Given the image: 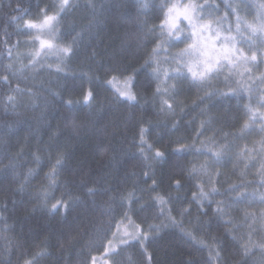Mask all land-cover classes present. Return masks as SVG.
Here are the masks:
<instances>
[{
	"label": "trees",
	"instance_id": "obj_1",
	"mask_svg": "<svg viewBox=\"0 0 264 264\" xmlns=\"http://www.w3.org/2000/svg\"><path fill=\"white\" fill-rule=\"evenodd\" d=\"M186 2L148 0V9L138 15L136 0H71L59 18L56 44L62 47L75 38L73 55L58 59L49 53L29 67L35 33L20 28L25 20L40 18V8L47 6L55 14L59 0H0V262L90 264L95 257L97 264H216L219 250V264H261V249L253 246L264 243V82L259 79L264 75V48L238 45L249 56L259 51L257 61L225 67L203 85L183 77L165 79V71L174 76L177 69L172 57L191 41L165 44L151 58L164 19L161 5ZM207 2L212 16L223 18L222 30L231 26V35L236 34L237 15L251 23L264 14V0ZM153 25L156 34L148 32ZM180 26L190 34L187 22ZM146 60L150 66H144ZM114 67L123 75L109 84ZM133 69L137 99L118 101L116 89L123 88V78ZM88 91L92 98L85 103ZM212 91L222 95L206 99ZM163 100L173 105L171 111H160ZM140 127L149 129L145 149L151 144L153 154L156 149L165 153V161L154 165L156 175L146 183L144 173L152 170L144 167L140 155ZM213 142L226 147L223 158L190 176L193 165L199 169L208 160L196 150L207 153ZM190 145L191 151H176ZM58 157L62 164L56 175L46 178ZM153 179L156 190L150 192ZM175 180L180 187L174 186ZM198 185L218 194L195 201ZM239 185L246 198L232 203L237 193L228 189ZM89 189L97 194L89 195ZM128 193L134 194L135 203L125 200L120 208L119 200L109 202L111 196ZM158 195L167 201L165 214L182 228L169 225L152 232L144 248L129 240L117 247V254L104 256L116 222L129 208L131 222L145 232L149 225L167 223L153 200ZM57 201L67 202V211L61 207L50 212ZM184 209L189 211L182 215ZM245 245L254 255L243 256Z\"/></svg>",
	"mask_w": 264,
	"mask_h": 264
},
{
	"label": "snow or ice",
	"instance_id": "obj_2",
	"mask_svg": "<svg viewBox=\"0 0 264 264\" xmlns=\"http://www.w3.org/2000/svg\"><path fill=\"white\" fill-rule=\"evenodd\" d=\"M137 3V14H141L146 11L149 7L148 0H136ZM71 6V0H59L58 11L55 14H49V9L47 6L40 8V18L38 19H28L24 21L22 28L20 31H27L29 34L35 33L32 36V44H39V47L34 50V52L30 53L29 67H35V64L39 62V58L43 55H47L49 53L55 54L58 59L60 58H70L74 52V45L76 44L75 38L71 43L59 47L56 44V40L58 38V29L57 24L59 23V18L62 13L66 12L68 8ZM164 10V19L161 21L159 25V36L156 38V47L152 49L151 58L154 60L155 57L159 56L160 49L164 48L165 44L169 46L178 43H184L186 41H191L187 43L186 47L181 49L179 52L175 54L172 59L177 62V69L175 70L174 76H169L167 71H165V79H173L178 77H183L184 80L191 79L193 84H201L203 85L205 82L210 81L215 76L219 75V73L225 68H235L240 64H252L255 63L260 55L259 51H252L251 56L247 54V52L240 46L242 44H247L249 50H251L254 46L259 45L261 48H264V14H260L258 19L254 20L251 23H248L241 19L239 15L236 16V27H235V35H231L232 32L231 26L227 30H222L223 18H216L212 16V12L210 9L212 5L209 4L206 0L205 3L199 4L196 3L195 0H188L186 3H171V4H163L161 5ZM264 7V5H262ZM233 13L238 12V9L233 8ZM27 15V13H25ZM14 20H18L19 17L13 18ZM184 21L187 22V28L190 29V34L185 35L184 29L181 28V23ZM226 31L229 34H224ZM148 32L151 34H156L157 27L153 25L148 29ZM10 54V50H9ZM144 66H150L149 61H145ZM11 68V65H9ZM183 68L187 69V73L183 72ZM61 67H57V71H60ZM115 75L108 81L109 84L114 83L117 80L118 76H122V70L119 67H114L110 69ZM126 71V69H125ZM153 74L157 77L159 76V68L153 69ZM137 75V70H132V75L126 76L123 78V88H117V100L118 101H128L134 102L137 99V94L133 91L136 87L135 78ZM7 80V77H4ZM261 82H264V75L259 77ZM161 94L160 89H156V96ZM236 94V93H233ZM222 95L216 91H212L208 93L206 99H211L213 96ZM92 98V92L88 91L84 95L85 103H88ZM13 98L9 97V102H12ZM71 104V102H68ZM261 108H264V102L260 104ZM173 109V105L169 103L168 100L162 101V106L160 111L167 112ZM251 111V109H249ZM264 115V114H261ZM256 113H253V120L255 119ZM78 125L73 124V128H77ZM248 125H245L247 128ZM264 130V129H262ZM149 131V129L145 127L139 128V141L138 147L140 149V155L144 161V167L146 169H151L152 171L149 173L145 171V183L147 179H151V177L156 175L154 165L165 161V153L156 149L154 154L152 153L153 146L151 144L147 145V149H145V144L147 143L145 140V135ZM202 135V133H200ZM136 146V145H134ZM193 146L181 147L177 149V152H187L191 151ZM262 150H264V143H262ZM148 152V155H145V152ZM227 151L226 147L223 145L216 146L213 142V146L208 148V152H202L199 149L196 150L198 155H207L208 160L205 161L204 164L200 165V168L197 169L195 165L190 169V176H197L200 171H207L209 167L212 165L218 164L220 160L223 158L224 153ZM38 159V158H37ZM62 164V158L58 157L56 161V165L53 167L52 173H50L46 178L52 179L56 175V168L60 167ZM29 175H31V170H29ZM219 175V173H217ZM174 186L180 187L181 182L179 180H175L173 182ZM157 181L152 180V184L149 186L148 191L155 192ZM198 187H200L198 185ZM239 186H231L228 191L237 193L235 199L232 203L241 202L244 198H246L245 193H241L238 191ZM23 185H21V189ZM144 191V189H140ZM105 190L104 194H107ZM97 192L95 189H89V195H96ZM215 194L216 189L213 188L211 192H205L202 187H200L199 194L193 193V200L203 202L205 198H209ZM133 193H128L127 196H111L109 197L110 203H115L119 200L118 207H124V201L127 200L129 204L135 203L132 199ZM154 202L161 205V216L165 217L167 223H161L159 225H149V230L145 232L140 224H136L133 227L132 231H129L128 228L132 227V222L128 215V212L131 211L129 208L126 210L121 219L116 222L117 229L112 233V238L108 239L107 245H105L104 256L110 257L112 255L117 254L116 249L119 245H127L129 240H135L144 248L146 246V242L153 238L151 236L152 232L159 233L162 228H166L169 225L178 226L182 228V224L178 223L174 217L170 214H165L163 210V205L167 203V201L162 196L153 197ZM261 203H264V196L261 197ZM61 207L65 211H67L69 204L63 201H57L56 203L51 205L50 212L55 213L59 212ZM189 211V209L182 210L183 212ZM216 211L218 213H224L223 208H217ZM255 219V217H252ZM113 219H115L113 217ZM261 219H264V215H262ZM127 221L128 223L124 225L123 230L121 231V225ZM111 228V221H109V229ZM183 230V229H182ZM186 235H191V233H185ZM118 238L119 243H113L114 240ZM259 247L261 249V264H264V243L253 246ZM254 255L252 248L248 245L243 246V256L245 258ZM221 253L219 250L215 251V259L216 264L220 262ZM3 264V262H0ZM25 264H35V259L26 261ZM90 264H97V260L95 257L91 258ZM246 264V260H245Z\"/></svg>",
	"mask_w": 264,
	"mask_h": 264
},
{
	"label": "rangeland",
	"instance_id": "obj_3",
	"mask_svg": "<svg viewBox=\"0 0 264 264\" xmlns=\"http://www.w3.org/2000/svg\"><path fill=\"white\" fill-rule=\"evenodd\" d=\"M185 22H186V21H185ZM38 47H39V44L37 43V44H35V48H34V49H36V48H38ZM120 88H122V87L120 86ZM127 223H128V222L125 221L124 224L121 225V231L123 230L124 225L127 224ZM134 226H135V224L132 223V227H129L128 230H129V231H132Z\"/></svg>",
	"mask_w": 264,
	"mask_h": 264
}]
</instances>
